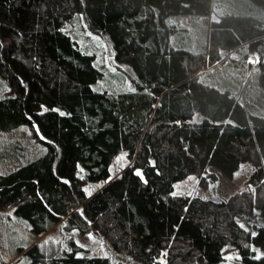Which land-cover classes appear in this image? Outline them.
Returning <instances> with one entry per match:
<instances>
[{"label":"trees","instance_id":"trees-1","mask_svg":"<svg viewBox=\"0 0 264 264\" xmlns=\"http://www.w3.org/2000/svg\"><path fill=\"white\" fill-rule=\"evenodd\" d=\"M250 1L264 10V0ZM210 12L211 0H0V76L8 88L0 131L26 124L45 145L0 171V211L13 207L35 236L65 218L67 230L102 234L143 264H219L229 243L241 264H264L257 252L264 226L251 231L237 220L254 205L264 216V115L199 77L202 66L244 43L263 57L264 21L250 12L221 14L211 22L208 56L173 44L172 19ZM81 14L111 44L134 88L96 87L105 71L66 28ZM123 150L131 163L109 180ZM245 161L254 167V191L227 200L175 193L191 172L231 176ZM95 182L104 183L89 194L85 186ZM81 251L73 242L48 261L113 264ZM25 253L47 259L37 242Z\"/></svg>","mask_w":264,"mask_h":264},{"label":"rangeland","instance_id":"rangeland-1","mask_svg":"<svg viewBox=\"0 0 264 264\" xmlns=\"http://www.w3.org/2000/svg\"><path fill=\"white\" fill-rule=\"evenodd\" d=\"M226 12H250L259 15L264 21V10L250 0H211V12L208 15H184L172 19V22L177 25L176 32L172 36L173 44L198 52H206L208 56L211 22ZM82 17V14L81 17H75L66 25V28L79 41L83 49L96 55L97 64L105 71V77L96 84V87L112 90L132 88L131 79L121 75L115 65L111 44L101 35L91 32ZM261 62H264V56H260L247 43H244L235 49L223 52L217 63L202 66L199 77L207 83L230 89L250 113L257 112L264 115V82L262 80L264 71L261 69ZM7 92V83L0 76V97L7 95ZM41 138L43 137L40 132H35L26 124L12 130L0 131V171L17 168L42 153L45 145ZM130 163L127 152L120 151L111 164L109 180L120 174ZM253 170L251 162L245 161L231 176L215 168H209L203 174L191 172L175 184V193L227 200L236 192L255 190L248 182ZM211 174H216L217 177L213 178ZM103 183L86 184L85 188L91 194ZM237 220L251 231L264 226V216L257 205H254L252 211L238 214ZM64 222L65 218L46 233L35 236L31 232L28 221L15 215L13 207L1 210L0 263L50 264L48 258L51 254H63L65 250H71L73 242H76L83 248L82 253L108 256L113 264H143L132 256L115 250L104 235L92 230L84 234L67 230ZM36 242L47 255V259L34 262L33 256L25 253ZM257 252L262 254L264 250ZM241 259L237 245L229 243L223 248V259L219 264H241ZM165 261L161 264H165Z\"/></svg>","mask_w":264,"mask_h":264},{"label":"snow or ice","instance_id":"snow-or-ice-1","mask_svg":"<svg viewBox=\"0 0 264 264\" xmlns=\"http://www.w3.org/2000/svg\"><path fill=\"white\" fill-rule=\"evenodd\" d=\"M137 174H138V175H142V174H141V173H139V172H138Z\"/></svg>","mask_w":264,"mask_h":264},{"label":"bare ground","instance_id":"bare-ground-1","mask_svg":"<svg viewBox=\"0 0 264 264\" xmlns=\"http://www.w3.org/2000/svg\"><path fill=\"white\" fill-rule=\"evenodd\" d=\"M213 4V3H212Z\"/></svg>","mask_w":264,"mask_h":264}]
</instances>
